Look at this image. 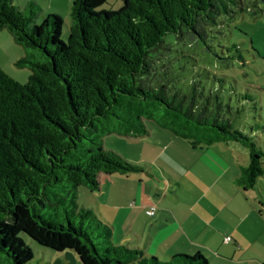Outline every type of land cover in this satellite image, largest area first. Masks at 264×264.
Listing matches in <instances>:
<instances>
[{"label":"trees","instance_id":"trees-1","mask_svg":"<svg viewBox=\"0 0 264 264\" xmlns=\"http://www.w3.org/2000/svg\"><path fill=\"white\" fill-rule=\"evenodd\" d=\"M109 1L73 0L65 42L60 16L38 23L42 8L36 2L21 9L14 0H0V32L9 30L26 49L17 66L32 72L21 84L0 68V264L2 255L12 264L30 263L33 252L23 237L70 253L80 264H209L201 253L162 262L141 248L115 245L111 227L87 208L78 211L79 223L70 215L67 224L44 216L42 209L55 214L59 206L67 208L64 193L73 192L75 201L81 187L98 191L110 175L146 172L147 163L105 148L98 126L109 116L137 137L157 128L194 147L240 144L248 149L249 164L236 183L256 190L264 177L256 87L240 90L234 76L214 74L207 75L208 92L194 82L187 92L179 86L169 93L176 63L184 70L202 62L201 52L213 55L223 19L264 0H123L118 10L104 9ZM175 47L178 56L171 55ZM232 59H225L228 67ZM234 59L245 63L241 55ZM247 105L256 112L249 132L242 128ZM95 228L104 250L95 243Z\"/></svg>","mask_w":264,"mask_h":264},{"label":"crops","instance_id":"crops-1","mask_svg":"<svg viewBox=\"0 0 264 264\" xmlns=\"http://www.w3.org/2000/svg\"><path fill=\"white\" fill-rule=\"evenodd\" d=\"M19 1V7L39 3ZM42 1L60 15L59 7L53 8L60 0ZM166 138L170 142L159 156L165 165L153 161L144 173L110 175L100 190L91 192L97 201L91 209L111 227V241L141 248L160 261L201 253L212 264H264L263 196L236 183L249 164L242 146L218 142L194 147L179 137ZM151 206L157 208L154 217L146 214ZM227 237L232 238L228 243ZM66 256L80 264L74 255Z\"/></svg>","mask_w":264,"mask_h":264},{"label":"rangeland","instance_id":"rangeland-1","mask_svg":"<svg viewBox=\"0 0 264 264\" xmlns=\"http://www.w3.org/2000/svg\"><path fill=\"white\" fill-rule=\"evenodd\" d=\"M19 0H15L16 6H20ZM29 3L24 7V9ZM42 8V13L39 16L38 23H41L45 16L57 15L63 19L62 26V35L61 39L65 42L68 40L69 28L71 26V10L73 0H60L58 5L54 3V7H59L55 14L52 10L51 4L47 1L39 0L37 3ZM45 4V5H43ZM123 5V0H110L108 4L104 5L103 8L107 10H118ZM22 6V5H21ZM256 12V14H254ZM226 24L220 29H216L215 35L221 33L218 37H215L213 44L216 47L214 49L213 55L209 54L208 51L205 53H200L199 59L202 62L195 63V67L188 65L184 70H179L182 63H176L177 70L175 75L177 78H173L170 81V95L175 90L182 86L187 92V88L191 84L198 85V87H204L205 92L209 91V88L212 86V80L207 79V75L213 77L214 74L222 75L227 74L229 76H234L240 83L239 89L242 90L245 84H251L256 87V100H257V109L262 118L264 119V3L260 2L257 7H253L252 11L245 13H238L233 18H224ZM174 36H169V39H173ZM238 46V52L234 46ZM201 51L202 50V47ZM231 49V50H229ZM179 47L174 48V53L171 55L178 56L176 53L179 51ZM28 52L22 46H20L13 38L11 33L8 30L0 32V68L8 74L11 78L16 80L21 84L28 82L31 70L27 66H17V62L26 58ZM241 55L245 63H240L238 60H235L234 57ZM233 58L228 67L227 58ZM199 59H197L199 61ZM187 68V70H186ZM181 69V68H180ZM260 89V90H259ZM239 90V91H240ZM254 106L248 105L246 108V118L244 119V124L242 128H245L250 131V126L255 124V115L256 112L251 110ZM123 110V108L119 107ZM148 125V123H147ZM99 132L105 134L104 144L107 150H112L121 154L124 158L133 162H146L150 167L152 162H160L164 164L161 151L168 147L169 139L166 138L169 134H161L157 128L150 129V134L145 137H137L131 131L128 124L120 120H116L113 116L103 119L99 123ZM258 141H264V135H261V140L258 138ZM247 153L248 149L245 147L240 148V151ZM171 152H167L169 155ZM168 170L169 166L166 164ZM88 188L81 187L78 192V196L74 201V194L64 193L67 199V208L59 206L57 212L54 214L52 210L42 209V212L46 218H50L55 222H64L67 224V216L70 215L75 223L80 222V217L77 216V213L82 208H96L97 201L93 197ZM251 194L257 195L259 193L263 196L264 199V177H262L257 185L256 190H251ZM259 203L256 201V208L259 210ZM260 210H263V207H260ZM264 212V211H263ZM264 214V213H263ZM98 219L101 218L97 215ZM102 221V220H101ZM260 225L264 226V216L260 218ZM101 234L100 229L95 228L93 238L100 250H104L105 239ZM25 243L32 249L33 259L29 264H77V261L72 259L69 256L67 258L66 254L57 253L51 249L45 248L28 237H23ZM264 242V237H263ZM114 244V243H113ZM116 245V244H115ZM134 247V246H133ZM209 264H212V260L206 254L204 256ZM167 262V261H162ZM2 264H12V262L4 255L1 256Z\"/></svg>","mask_w":264,"mask_h":264},{"label":"built area","instance_id":"built-area-1","mask_svg":"<svg viewBox=\"0 0 264 264\" xmlns=\"http://www.w3.org/2000/svg\"><path fill=\"white\" fill-rule=\"evenodd\" d=\"M157 213V208L156 206H151L149 209L146 210V214L149 216V217H154ZM232 240L231 237H227L226 238V242H230Z\"/></svg>","mask_w":264,"mask_h":264}]
</instances>
